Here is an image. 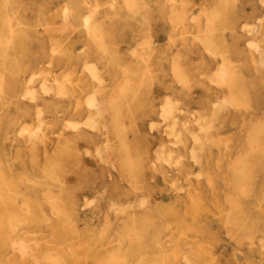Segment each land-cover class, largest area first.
I'll return each instance as SVG.
<instances>
[{
    "label": "rangeland",
    "instance_id": "1",
    "mask_svg": "<svg viewBox=\"0 0 264 264\" xmlns=\"http://www.w3.org/2000/svg\"><path fill=\"white\" fill-rule=\"evenodd\" d=\"M9 25L27 43L0 103L6 242L21 143L53 169L43 180L80 230L113 234L151 214L178 228L173 210L195 197L207 231L183 239H203L198 264H264V228L254 226L264 223V0H0V27Z\"/></svg>",
    "mask_w": 264,
    "mask_h": 264
},
{
    "label": "bare ground",
    "instance_id": "2",
    "mask_svg": "<svg viewBox=\"0 0 264 264\" xmlns=\"http://www.w3.org/2000/svg\"><path fill=\"white\" fill-rule=\"evenodd\" d=\"M111 5L113 6V4ZM64 18L66 19V16ZM57 28L59 30V27ZM61 29H64V33H66L65 29L68 31L67 27H61ZM248 31H252V29ZM26 43V33L21 28H14L10 25L0 27V103L5 98L6 74L11 67L17 65V49L26 45ZM132 54L134 55V53ZM227 67H229V65H227ZM92 68L90 66L89 69ZM91 72H93V70H91ZM30 78L32 79L33 77ZM44 90L46 91V89ZM29 92H31V90H29ZM31 94L33 95L32 92ZM246 94L247 93L245 92V99L247 97ZM90 97L91 95L89 98ZM167 98H169V96ZM94 104L95 103H93V105ZM164 110L167 111L169 109L165 108L163 111ZM182 111H184V109H182ZM166 113L170 112L167 111ZM40 122L42 121L40 120ZM3 124L4 121L0 120V129ZM13 124L14 123L12 122L8 123L7 133L13 132ZM201 125L202 124H200V126ZM26 127L27 126H25V128ZM66 128L68 129V127ZM56 134L58 135V132ZM193 134H195V132ZM28 135L31 134L29 133ZM34 142L35 141H33V143ZM108 142L109 140L105 142V145ZM256 147L260 148L259 143L256 144ZM107 148L108 147L105 149L107 150ZM88 150L86 148L87 152ZM98 150H100V148ZM14 152L18 184L16 190L21 197V202H19L20 204L16 209L17 214L12 220L10 219V223H13L16 228L15 232L12 233L7 242L3 239V225L0 223V264H175L176 261L182 257L188 264H198L204 260L208 254L203 239L191 240V246L189 247L184 245L185 240L183 239L188 231L197 236L207 231L202 217L203 211L207 208V204L201 202L199 199L190 197L189 199L182 201L184 206L182 213L173 210L174 212H172V214L178 222V228L173 227L171 223L165 221V217H160V219L151 214L142 217L131 215L130 218L123 222L113 234H110L106 229H103L99 233H96L91 229L80 230L74 223L73 217L66 206V202L63 199L54 196L46 180H43L44 178L47 179L52 176L53 169L45 167L44 162L39 160L32 147H27L18 143V145L15 146ZM49 155L51 157V154ZM101 158L103 159V157ZM194 160L196 163V159ZM0 175L4 177L3 170H0ZM187 185H189V183ZM39 197L42 199L40 200ZM103 198L105 199V197ZM45 202L50 204L52 213L55 214V216L49 217L45 213L43 205ZM249 207V203L243 204L245 211H248ZM118 209H120V207H118ZM121 213H124V211ZM260 213H262V210H260ZM43 223L49 225L50 233H46L42 230L43 228L41 225ZM254 226L256 228H264V223L260 219V216L255 219ZM27 232H33V235L28 236ZM230 234L231 233H229L228 236H230ZM165 236L168 237V242H166ZM10 245H13L16 253H11L9 248Z\"/></svg>",
    "mask_w": 264,
    "mask_h": 264
}]
</instances>
